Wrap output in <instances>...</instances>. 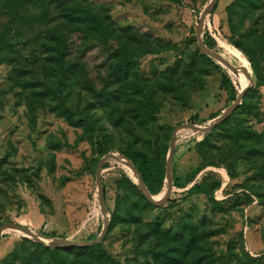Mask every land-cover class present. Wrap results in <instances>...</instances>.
<instances>
[{"label": "rangeland", "instance_id": "374dc122", "mask_svg": "<svg viewBox=\"0 0 264 264\" xmlns=\"http://www.w3.org/2000/svg\"><path fill=\"white\" fill-rule=\"evenodd\" d=\"M89 1L106 9L117 28H133L156 45L166 46L156 54H141L140 50L131 77L153 90L158 111L149 122L136 115L143 97L109 77L108 53L101 46L81 50V33L66 25L55 0H0V36L7 34L11 42L1 49L4 59L0 61V229L13 224L2 229L0 264H21L14 252L21 249L24 237L33 239L15 225L80 243L91 241L94 234L100 236L105 217H112L110 211L125 215L120 186L123 172L138 183L116 151L140 146L158 150L163 157L174 133L178 184L173 178L166 202L168 185L154 196L158 207L145 211L139 226L118 218L103 238L107 248L118 259L143 263L140 251L148 243L142 241L141 233L157 217L162 229L174 228L182 219L196 222L201 230L212 233L209 240L218 254L231 249L241 256L261 257L263 156L249 159L237 151L230 132L216 129L219 124L211 127L238 102L223 85L220 65L238 91L256 87L251 108L235 118L243 119L250 130L264 133V85L256 86L251 63L245 55L248 61L241 57L230 37L226 6L233 0H218L200 34L201 16L212 0ZM236 22L240 32L252 40L264 29V0L238 8ZM63 33L66 41L60 57L53 46ZM199 36L212 42V48L206 46L222 54L237 73L211 55L213 61L206 60L202 54L208 53L200 46ZM110 43L119 46L117 40ZM172 81L182 85L185 97L170 88ZM58 86L68 106L86 112L91 124L80 126L59 111L54 93ZM235 121L228 127H234ZM106 144L110 151L103 154L100 146ZM109 153L115 156L101 169L105 213L97 173ZM209 178L219 180L220 185L209 193L184 197L195 183ZM33 240L56 246L53 240Z\"/></svg>", "mask_w": 264, "mask_h": 264}, {"label": "trees", "instance_id": "16d2710c", "mask_svg": "<svg viewBox=\"0 0 264 264\" xmlns=\"http://www.w3.org/2000/svg\"><path fill=\"white\" fill-rule=\"evenodd\" d=\"M55 2L66 25L81 33V50L85 52L96 46H101L108 53L109 77L115 83L128 85L133 92L139 93L143 97V100L140 101L141 104L137 106L136 115H143V119L146 122L154 119L158 111V104L153 96V90L143 83L142 80L135 81L131 77L137 66V57L140 50L141 54L144 52L156 54L162 52L166 46L162 44L156 45L150 41L149 36L138 33L133 28H117L110 14L105 12L106 9L103 11L101 7H96L89 0H55ZM247 4L257 5L258 0H233L226 6L230 37L233 45L239 51L241 50L243 53L240 52L251 63L256 76V86H262L264 85V29L259 31L252 40H248L240 32L236 22L238 8L245 7ZM217 6L218 2L214 9ZM6 35L2 34L0 36V61L4 59L1 49H6L7 46L11 45ZM57 40L53 48L62 57L64 55L62 46L65 45L66 41L65 34H61ZM111 40H117L119 46H112ZM204 42L209 48L213 47V43L209 42L205 36ZM202 55L206 60L213 61L210 55ZM218 67L223 73V85L232 94L233 99H237L239 91L233 84L231 76L225 68L220 65ZM170 88L181 97L186 96L185 90L178 82H170ZM254 91H256V87L246 91L239 107L216 129H224L228 134L230 132V137L234 140V144L237 145V151L240 153L245 152L249 159L262 155L264 160V133L250 130L244 124L243 119L235 118L237 113L247 112L251 108L252 102L250 98ZM54 93L59 100L57 106L59 111L70 121L80 126H87L92 123L86 112H75L68 106L67 100L59 86L54 90ZM233 118L236 119L234 127H228L229 124L233 123ZM185 131L190 130L185 129ZM214 132L215 129L209 134L213 135ZM240 135L243 136L242 139ZM207 141H210L209 137H207ZM236 149L233 147L232 150ZM100 150L103 154H106L110 151V148L106 144L104 146L101 145ZM118 150L126 158L127 162L141 174L146 188L153 196L157 195L168 185L166 177L168 146L164 150L163 157L158 150L152 152L140 146L130 145ZM261 171L264 173V164L261 166ZM173 178L174 184L177 185V169L174 165ZM219 185V180L205 179L195 183L184 197L209 193ZM120 186L124 189L121 205L123 210H125V215L119 217L118 211H110L112 217L108 234L113 229L118 218L124 217L126 222L135 223L139 226L142 222V214L150 208L158 207L155 202L145 196L139 189L138 183L135 182L128 172H123ZM134 191L137 192L138 197ZM170 205L171 203L168 206ZM152 221L149 224V229L144 234L141 233L142 241L148 243V246L143 247L140 251V254L145 259L141 264H264V254L261 257L250 256L247 253L241 256L231 249L226 254H218L209 240L212 233L201 230L200 226L192 220L182 219L174 228L169 229H162L157 217ZM98 235L99 233L94 234L88 240H94ZM14 255L15 258L20 260L21 264H133L132 262L118 259L107 248L104 240L88 246L51 247L24 237L21 249L14 252Z\"/></svg>", "mask_w": 264, "mask_h": 264}, {"label": "water", "instance_id": "95a60500", "mask_svg": "<svg viewBox=\"0 0 264 264\" xmlns=\"http://www.w3.org/2000/svg\"><path fill=\"white\" fill-rule=\"evenodd\" d=\"M218 2V0H212L211 3L209 4V6L206 8V10L204 11V13L201 16L200 19V24H199V30L198 33L200 34L203 29H204V24L206 21V17L208 15L209 12H211L216 3ZM199 42H200V46L202 47V49L208 53L209 55L213 56L214 58H216L224 67H227L228 69H230L233 72H236V70L233 68V66L230 64V62L225 59L222 54H220L217 51H213L210 50L206 44L204 43L203 39L199 36ZM246 89L240 91L239 90V97H238V102L232 106H230L223 114L222 116L215 121L211 127H214L218 124H220V122L222 120H224L225 118L228 117V115L234 111L243 101L244 95H245ZM175 146H176V134H173L172 137V144L170 146L169 149V153H168V162H167V173H166V177H167V182H168V189L166 190L165 196H164V201L166 202L170 196V193L172 191V187H173V156H174V151H175ZM115 154L121 155L122 156V161L123 163L130 169V171H132V173L135 175L137 182L139 184V187L141 189V191L145 194V196H147V198L155 203H158V201L155 199V197L151 194V192L146 188L145 182L141 176V174L134 168L132 167L126 160V158L121 154V152L119 150L116 151ZM112 156H115L114 153H109L99 164V169H98V185H99V193H100V201H101V205H102V209L103 211L106 213V204H105V198H104V183L102 180V176H101V169L103 164L110 159ZM104 213V214H105ZM105 225L103 227L102 233L100 236H98L96 239L91 240L89 242H85V243H80V242H75V241H70V240H66V239H59V238H52V237H48V236H44L42 234H38L35 233L33 231H31L30 229L24 227V226H19V225H15L18 226L28 237H31L33 239L39 240V241H45V240H53L54 244L56 246L59 245H74V246H88V245H93L95 243H98L100 241L103 240L104 236L107 234L108 232V228L110 225V220L108 219V216L105 217ZM5 226H13L12 223H8ZM3 227L0 229V237L2 235V229Z\"/></svg>", "mask_w": 264, "mask_h": 264}, {"label": "crops", "instance_id": "0c3cea01", "mask_svg": "<svg viewBox=\"0 0 264 264\" xmlns=\"http://www.w3.org/2000/svg\"><path fill=\"white\" fill-rule=\"evenodd\" d=\"M224 31H227L226 30V27H224ZM239 54L241 55V57H243L245 59V61H247L246 58H245V56L243 54H241V52H239Z\"/></svg>", "mask_w": 264, "mask_h": 264}, {"label": "bare ground", "instance_id": "6f19581e", "mask_svg": "<svg viewBox=\"0 0 264 264\" xmlns=\"http://www.w3.org/2000/svg\"><path fill=\"white\" fill-rule=\"evenodd\" d=\"M237 73V72H236ZM244 79V78H243ZM244 81H245V79H244Z\"/></svg>", "mask_w": 264, "mask_h": 264}]
</instances>
